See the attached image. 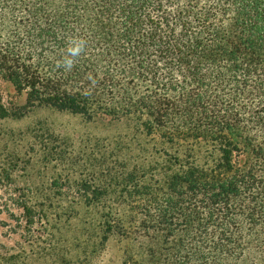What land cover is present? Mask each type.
I'll return each mask as SVG.
<instances>
[{
	"label": "trees",
	"instance_id": "obj_1",
	"mask_svg": "<svg viewBox=\"0 0 264 264\" xmlns=\"http://www.w3.org/2000/svg\"><path fill=\"white\" fill-rule=\"evenodd\" d=\"M1 80L24 96L12 111L0 94L1 116L51 108L157 139L149 175L110 174L155 234L141 264H264L246 240L264 226V0H0Z\"/></svg>",
	"mask_w": 264,
	"mask_h": 264
},
{
	"label": "rangeland",
	"instance_id": "obj_2",
	"mask_svg": "<svg viewBox=\"0 0 264 264\" xmlns=\"http://www.w3.org/2000/svg\"><path fill=\"white\" fill-rule=\"evenodd\" d=\"M0 94L12 111L24 104L5 80ZM156 144L119 122H89L51 108L0 115V264H141L155 234L148 216L129 210L124 186L110 174L139 169L149 175L151 166L164 163ZM106 158L119 161L100 167ZM23 204L37 212L33 224ZM191 233L179 234L187 241ZM246 240L264 241V226Z\"/></svg>",
	"mask_w": 264,
	"mask_h": 264
},
{
	"label": "clouds",
	"instance_id": "obj_3",
	"mask_svg": "<svg viewBox=\"0 0 264 264\" xmlns=\"http://www.w3.org/2000/svg\"><path fill=\"white\" fill-rule=\"evenodd\" d=\"M70 51L72 52L73 55H78L79 52L81 51V48L79 46H77L75 48H72ZM68 64L70 65L71 61H68Z\"/></svg>",
	"mask_w": 264,
	"mask_h": 264
}]
</instances>
